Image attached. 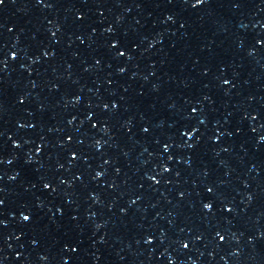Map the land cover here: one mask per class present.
Wrapping results in <instances>:
<instances>
[{"label": "snow or ice", "instance_id": "6c2138e0", "mask_svg": "<svg viewBox=\"0 0 264 264\" xmlns=\"http://www.w3.org/2000/svg\"><path fill=\"white\" fill-rule=\"evenodd\" d=\"M25 219H28V217H25Z\"/></svg>", "mask_w": 264, "mask_h": 264}]
</instances>
